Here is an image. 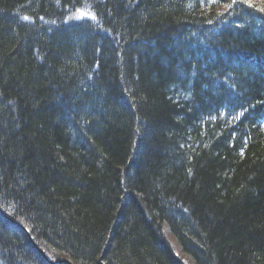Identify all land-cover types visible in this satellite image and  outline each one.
<instances>
[{
    "label": "trees",
    "instance_id": "16d2710c",
    "mask_svg": "<svg viewBox=\"0 0 264 264\" xmlns=\"http://www.w3.org/2000/svg\"><path fill=\"white\" fill-rule=\"evenodd\" d=\"M262 9L0 0V264H264Z\"/></svg>",
    "mask_w": 264,
    "mask_h": 264
},
{
    "label": "bare ground",
    "instance_id": "6f19581e",
    "mask_svg": "<svg viewBox=\"0 0 264 264\" xmlns=\"http://www.w3.org/2000/svg\"><path fill=\"white\" fill-rule=\"evenodd\" d=\"M228 8H224V7H221V5L219 4H216L214 5L213 7V13H215V15L219 16L221 20H226L228 18V14H225L226 12H228Z\"/></svg>",
    "mask_w": 264,
    "mask_h": 264
},
{
    "label": "snow or ice",
    "instance_id": "6c2138e0",
    "mask_svg": "<svg viewBox=\"0 0 264 264\" xmlns=\"http://www.w3.org/2000/svg\"><path fill=\"white\" fill-rule=\"evenodd\" d=\"M262 10H264V9H262ZM81 15H85L84 13H81ZM24 19H28V17H24Z\"/></svg>",
    "mask_w": 264,
    "mask_h": 264
},
{
    "label": "rangeland",
    "instance_id": "374dc122",
    "mask_svg": "<svg viewBox=\"0 0 264 264\" xmlns=\"http://www.w3.org/2000/svg\"><path fill=\"white\" fill-rule=\"evenodd\" d=\"M185 260L189 261V258L188 257H185Z\"/></svg>",
    "mask_w": 264,
    "mask_h": 264
}]
</instances>
